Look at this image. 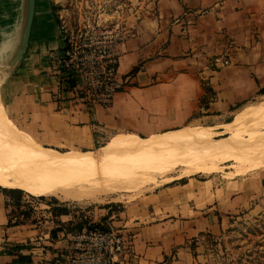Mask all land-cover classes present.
Instances as JSON below:
<instances>
[{
	"label": "crops",
	"instance_id": "obj_1",
	"mask_svg": "<svg viewBox=\"0 0 264 264\" xmlns=\"http://www.w3.org/2000/svg\"><path fill=\"white\" fill-rule=\"evenodd\" d=\"M159 4L158 16L125 40L118 69L124 86L105 109L61 90L54 58L63 42L47 2L37 0L20 54L25 0H0V52L7 46L2 62L18 58L3 85L4 104L0 87V108L7 109L18 132L44 148L86 156L119 136L147 140L182 131L195 120L211 128L227 124V117L264 97V0ZM220 57L231 64L215 68ZM206 86L214 99L202 107ZM215 173L208 179L199 176L204 174L180 178L176 171L154 188L130 191L121 202L123 210L106 216L126 236L124 264H207L205 237L220 235L241 214L257 212L256 201L264 200V185L240 176L228 179L232 172ZM25 228L10 225L7 200L0 194V264H13L17 257L4 252L23 244H31L21 253L33 264H60L70 233L53 240L50 232L40 244L29 240Z\"/></svg>",
	"mask_w": 264,
	"mask_h": 264
},
{
	"label": "bare ground",
	"instance_id": "obj_2",
	"mask_svg": "<svg viewBox=\"0 0 264 264\" xmlns=\"http://www.w3.org/2000/svg\"><path fill=\"white\" fill-rule=\"evenodd\" d=\"M6 49L7 46L0 52V59H4ZM17 61L12 58L4 64L8 71L0 73V87ZM244 126L253 128L250 137L254 143L246 151V158H238L234 155L239 149L234 147V140L226 142L228 138L215 136L229 134L231 138ZM219 127L222 130L191 127L147 140L119 136L89 155L71 157L31 143L14 129L0 108V188L21 190L38 198L51 196L81 202L98 192L129 191L141 184H152L155 174L166 177L177 169L179 177L185 178L212 174L220 168L219 163L244 165L242 173L232 171L231 176L264 167V131L259 128H264V102L244 107L236 119ZM185 144H191L195 152L177 158L175 155L182 153L178 147Z\"/></svg>",
	"mask_w": 264,
	"mask_h": 264
},
{
	"label": "rangeland",
	"instance_id": "obj_3",
	"mask_svg": "<svg viewBox=\"0 0 264 264\" xmlns=\"http://www.w3.org/2000/svg\"><path fill=\"white\" fill-rule=\"evenodd\" d=\"M45 2H47L53 11L58 28L64 27L66 31L73 33L78 31L96 32L125 35L126 37H130L146 21L158 16L160 6L159 0H45ZM26 3L27 1L25 0V7ZM6 70L1 58L0 73H6ZM11 72V70L8 72L7 78L11 75ZM4 83L1 87V100L3 104L2 89ZM205 88L209 87L206 86ZM209 98L210 94L206 93V99L209 100ZM262 102H264V97H259L251 100L241 109ZM205 103V99L200 101L202 107L205 106ZM2 110L7 118H12L7 109L4 111L2 108ZM239 112L227 117L224 123L232 122L235 115L236 117L239 115ZM200 115L201 113L199 112L195 116L200 117ZM11 125L14 126L12 123ZM199 126L211 128L205 122L195 120L189 124V127L183 129L182 132L188 128ZM215 127H212V129L221 130L219 126ZM243 128L237 134L232 135V139L229 138V134L215 136L218 139L228 138L226 142L234 140V147L239 148L238 150L236 149L238 154L235 153L234 155L238 158H246V151L253 148L252 144L254 143L250 137V132L253 128L247 126ZM259 128L261 131H264V128ZM14 129L18 132L15 127ZM110 144H107V146ZM191 146V144H185L182 147H178L182 153L175 156L182 159L190 156V154L192 155L195 150ZM225 147L227 148L228 145ZM70 156L82 157L77 155ZM218 165L220 168L216 173L214 172L215 175H224L225 172L232 171L242 173L244 170V165L242 164L240 167V164L236 162L219 163ZM179 173H181L180 170ZM199 176L208 179L214 175L204 174ZM232 177L234 176H231V174L227 176L228 179ZM161 178L163 176L155 174V181L152 184H141L129 191L98 192L92 198L81 202L65 201L51 196L38 198L25 192L12 195L8 193V190H5L7 188H3L4 190L0 189V194L4 195L7 200L10 225L25 226L26 228L22 232L28 233V236L30 234L29 240H31L30 238H36L38 239L37 243L44 244L45 235L59 228H65L66 231H71L70 234H72L76 232L73 229L77 225L86 224V222L89 225L102 223L111 225V220L106 216L112 213L114 215L118 214L123 210V203L121 202L125 201L124 198L130 191L139 193L145 189L154 188ZM240 178L251 180L252 184L264 185V167L243 174ZM256 205L258 206L257 212L241 214L237 216L238 218L233 219L232 223L220 235L216 237L208 235L205 237L203 242L206 250L207 264H264V200L258 199Z\"/></svg>",
	"mask_w": 264,
	"mask_h": 264
},
{
	"label": "built area",
	"instance_id": "obj_4",
	"mask_svg": "<svg viewBox=\"0 0 264 264\" xmlns=\"http://www.w3.org/2000/svg\"><path fill=\"white\" fill-rule=\"evenodd\" d=\"M58 31L63 46L55 56L54 64L61 90L75 93L82 104L110 108L124 86L118 69L127 37L96 32L73 33L64 27ZM230 64L231 60L223 57L214 61L217 69ZM73 78L76 84L71 88ZM126 248V236L113 226L109 229L85 228L70 234L60 264H124Z\"/></svg>",
	"mask_w": 264,
	"mask_h": 264
},
{
	"label": "trees",
	"instance_id": "obj_5",
	"mask_svg": "<svg viewBox=\"0 0 264 264\" xmlns=\"http://www.w3.org/2000/svg\"><path fill=\"white\" fill-rule=\"evenodd\" d=\"M63 72H66L64 69H63ZM71 75V74H70ZM71 88L75 87V84H76V79L73 78L71 80ZM205 91L206 93H209L210 94V98L209 100L206 99V95L203 97V99L206 100V103H205V106H208L209 102H211L213 99H214V92L213 90L209 87V88H205ZM260 93L264 94V90H262ZM241 105H238L236 108H232V110H235L237 109L238 107H241ZM0 189H3V188H0ZM4 190V189H3ZM5 190H8V193L12 194V195H15V194H22L23 191L21 190H9V189H5ZM109 226L111 225H105L104 223L102 224H79L77 225L73 231H76V232H80L82 231L83 229H97V228H101V229H109ZM66 232V233H71L66 231L65 228H59L57 230H54L51 232V237L53 240H56L58 238V233H61V232ZM31 248V244H23V245H12L11 247H9V249H7L4 253L5 254H8L10 256H16L17 258L14 260L13 264H33V260H32V257L31 256H26V255H23L21 252L23 250H26V249H30ZM51 264H55V263H51Z\"/></svg>",
	"mask_w": 264,
	"mask_h": 264
},
{
	"label": "water",
	"instance_id": "obj_6",
	"mask_svg": "<svg viewBox=\"0 0 264 264\" xmlns=\"http://www.w3.org/2000/svg\"><path fill=\"white\" fill-rule=\"evenodd\" d=\"M26 1H27V3H26V17H27V19H26L24 37H23L22 43L20 45V51H19L20 54L23 52V50L27 44V41H28V38L30 35V31L32 28L33 20L35 17V11H36L37 0H26ZM18 56H19V54H18Z\"/></svg>",
	"mask_w": 264,
	"mask_h": 264
}]
</instances>
